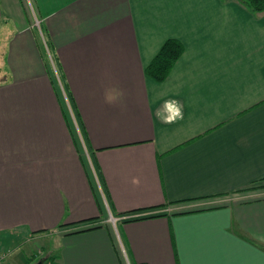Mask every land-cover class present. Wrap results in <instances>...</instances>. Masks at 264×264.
<instances>
[{
    "label": "crops",
    "instance_id": "crops-1",
    "mask_svg": "<svg viewBox=\"0 0 264 264\" xmlns=\"http://www.w3.org/2000/svg\"><path fill=\"white\" fill-rule=\"evenodd\" d=\"M169 39L183 52L157 82ZM48 258L264 264V11L0 0V264Z\"/></svg>",
    "mask_w": 264,
    "mask_h": 264
},
{
    "label": "trees",
    "instance_id": "trees-1",
    "mask_svg": "<svg viewBox=\"0 0 264 264\" xmlns=\"http://www.w3.org/2000/svg\"><path fill=\"white\" fill-rule=\"evenodd\" d=\"M241 4L247 7L252 12L264 11V0H238ZM183 52V45L175 39L167 40L160 48L152 62L146 68V74L157 82H163L176 61L179 59ZM255 188V187H253ZM252 189V188H251ZM251 189L247 190L250 191ZM245 193V192H240ZM224 197V196H223ZM225 206V205H222ZM49 258L44 259L43 264H48ZM35 264V263H30Z\"/></svg>",
    "mask_w": 264,
    "mask_h": 264
},
{
    "label": "built area",
    "instance_id": "built-area-1",
    "mask_svg": "<svg viewBox=\"0 0 264 264\" xmlns=\"http://www.w3.org/2000/svg\"><path fill=\"white\" fill-rule=\"evenodd\" d=\"M35 26H37V28L39 29V34H40V38H41V41H42V44H43V47H44V50L46 52V55H47V58H48V61L53 69V73H54V76H55V81L57 83V85L59 86V83H60V75H59V67H58V64H57V60L51 50V47H50V44L48 42V39L46 40L45 38V34L44 32H42L41 30V21L39 20L38 17H35ZM55 59V60H54Z\"/></svg>",
    "mask_w": 264,
    "mask_h": 264
},
{
    "label": "rangeland",
    "instance_id": "rangeland-1",
    "mask_svg": "<svg viewBox=\"0 0 264 264\" xmlns=\"http://www.w3.org/2000/svg\"><path fill=\"white\" fill-rule=\"evenodd\" d=\"M44 36L47 40L46 35H44ZM53 57H55V56H53ZM247 197H248L247 194L246 195L245 194H237V195H233V196H226V197L216 199L215 205L219 206V205H226L228 203L232 204L234 202H239V201H242L244 199H247ZM47 243H50V241L48 240Z\"/></svg>",
    "mask_w": 264,
    "mask_h": 264
},
{
    "label": "water",
    "instance_id": "water-1",
    "mask_svg": "<svg viewBox=\"0 0 264 264\" xmlns=\"http://www.w3.org/2000/svg\"><path fill=\"white\" fill-rule=\"evenodd\" d=\"M43 262H44V259L43 260H40V261H38L37 263H35V264H43Z\"/></svg>",
    "mask_w": 264,
    "mask_h": 264
},
{
    "label": "clouds",
    "instance_id": "clouds-1",
    "mask_svg": "<svg viewBox=\"0 0 264 264\" xmlns=\"http://www.w3.org/2000/svg\"><path fill=\"white\" fill-rule=\"evenodd\" d=\"M163 122H166V123H167V122H169V121H163Z\"/></svg>",
    "mask_w": 264,
    "mask_h": 264
}]
</instances>
